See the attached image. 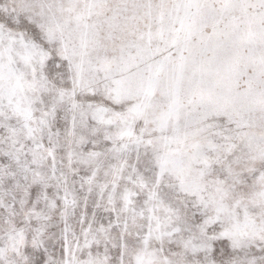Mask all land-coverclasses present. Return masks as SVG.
<instances>
[{"label": "snow or ice", "instance_id": "6c2138e0", "mask_svg": "<svg viewBox=\"0 0 264 264\" xmlns=\"http://www.w3.org/2000/svg\"><path fill=\"white\" fill-rule=\"evenodd\" d=\"M0 264H264V0H0Z\"/></svg>", "mask_w": 264, "mask_h": 264}]
</instances>
